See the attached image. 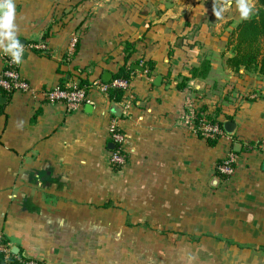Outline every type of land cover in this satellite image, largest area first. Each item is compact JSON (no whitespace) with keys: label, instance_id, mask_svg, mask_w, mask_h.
Wrapping results in <instances>:
<instances>
[{"label":"crops","instance_id":"obj_1","mask_svg":"<svg viewBox=\"0 0 264 264\" xmlns=\"http://www.w3.org/2000/svg\"><path fill=\"white\" fill-rule=\"evenodd\" d=\"M14 5L25 50L17 68L33 91L0 92V232L11 252L43 264H264V75L225 63L236 3ZM126 41L143 71L112 101L92 84L104 71L113 77ZM8 58L0 49V69ZM204 60L207 76L180 88ZM80 79L89 102L76 108L41 95ZM198 113L234 122L233 133L211 144L193 130ZM113 117L125 135L117 170L108 161ZM234 143V171L223 178L215 168Z\"/></svg>","mask_w":264,"mask_h":264},{"label":"built area","instance_id":"obj_2","mask_svg":"<svg viewBox=\"0 0 264 264\" xmlns=\"http://www.w3.org/2000/svg\"><path fill=\"white\" fill-rule=\"evenodd\" d=\"M76 38L73 37L70 43V52L74 48ZM31 48L40 50L46 49L43 43H32ZM102 94H107L110 89L121 88L125 90L128 86V81L124 79H114L109 82H103L97 79L93 82ZM0 89L5 92H32L33 88L24 80L17 68V64L13 63L11 57L5 60L4 68L0 69ZM41 95L45 100L50 102L63 101L68 108H76L77 106L89 102L87 95L82 88H78L77 85H70L64 87H51L41 90ZM108 136L110 142L114 147L109 153V164L115 170L121 168L125 164V151H124V138L125 135L118 126L117 117H113L108 125ZM194 132L204 138H215L224 134V130L216 123H210L205 119L198 122L194 127ZM264 151V141L257 144ZM236 161V153L232 149L219 160L216 165V173L223 177L228 178L234 171V165ZM3 236L0 232V252L3 254V261L0 264H43L40 260L24 259L20 256L13 255L10 247L7 243H3Z\"/></svg>","mask_w":264,"mask_h":264},{"label":"trees","instance_id":"obj_3","mask_svg":"<svg viewBox=\"0 0 264 264\" xmlns=\"http://www.w3.org/2000/svg\"><path fill=\"white\" fill-rule=\"evenodd\" d=\"M258 7L256 11L249 16L248 19H241L235 27L230 31L226 47L230 50L231 55L225 60L226 65L233 71L244 68L249 72L258 75H264V0H255ZM134 52L133 42L126 41L123 44L122 64L111 80L124 79L130 81L131 74L134 70L131 68V55ZM147 70L153 69L152 63H147ZM145 65V66H146ZM210 64L208 60L202 61L199 66L192 67L188 76H183L179 87L183 88L186 82L192 78H205L208 74ZM78 88H82L87 95L90 83L84 79H80L77 83ZM63 87V86H58ZM0 92H5L0 89ZM124 90L121 88H113L107 92V97L112 101L122 99ZM205 119L210 123H216L222 128L223 121H216L214 117L204 113H198L194 123L198 124ZM219 136L215 138H206L211 144H215ZM3 243L6 241L2 240ZM14 255V254H13ZM26 259V258H24ZM3 261V254L0 252V262Z\"/></svg>","mask_w":264,"mask_h":264},{"label":"clouds","instance_id":"obj_4","mask_svg":"<svg viewBox=\"0 0 264 264\" xmlns=\"http://www.w3.org/2000/svg\"><path fill=\"white\" fill-rule=\"evenodd\" d=\"M237 7L242 19H248L254 9L249 0H238ZM225 10L223 4L213 7V13L217 18H220ZM14 21V0H0V49L3 50L4 54L10 55L13 63L20 64L25 50L17 38V29Z\"/></svg>","mask_w":264,"mask_h":264},{"label":"water","instance_id":"obj_5","mask_svg":"<svg viewBox=\"0 0 264 264\" xmlns=\"http://www.w3.org/2000/svg\"><path fill=\"white\" fill-rule=\"evenodd\" d=\"M131 68H132L133 70L143 71V67L140 66V65H138V64H133V65L131 66ZM110 78H111V73L108 72V71H104L103 74H102V76H101L102 81H103V82H109V81H110ZM160 79H161V76H160V75H157V76L155 77V80H154L153 83H154V84H159V83H160ZM111 106H112V108H113V110H114V113H115L116 115H120V113H121V107L117 106L114 102L111 103ZM234 128H235V123H234V122H232V121H230V120H225V121H223V123H222V129H223L224 132H226L227 134H231V133H233ZM109 146H110V148H113V147H114V145H113L112 143H110ZM232 149H233V151H235V152H239V151H240V144H239V143H234ZM12 250H13L14 252H17V248H16V247H13Z\"/></svg>","mask_w":264,"mask_h":264},{"label":"rangeland","instance_id":"obj_6","mask_svg":"<svg viewBox=\"0 0 264 264\" xmlns=\"http://www.w3.org/2000/svg\"><path fill=\"white\" fill-rule=\"evenodd\" d=\"M229 1H231V2H233V3L235 2L236 5L238 4V0H229ZM249 3H251V4L254 6L253 12L250 14V15H252V14L256 11L258 5H257V3H256L255 0H249ZM229 13H230V11H229ZM231 13H232V12H231ZM231 15H232V17H233V20H234V19H237L238 22L242 19L241 16H240V11H239V9H236V11H235L233 14H231Z\"/></svg>","mask_w":264,"mask_h":264}]
</instances>
